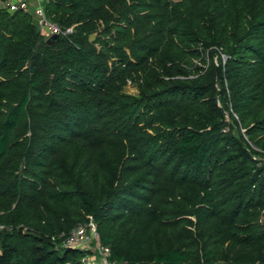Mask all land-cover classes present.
I'll use <instances>...</instances> for the list:
<instances>
[{
    "label": "trees",
    "instance_id": "trees-1",
    "mask_svg": "<svg viewBox=\"0 0 264 264\" xmlns=\"http://www.w3.org/2000/svg\"><path fill=\"white\" fill-rule=\"evenodd\" d=\"M41 4L57 41L0 5V264H88L91 220L118 264H264V0Z\"/></svg>",
    "mask_w": 264,
    "mask_h": 264
},
{
    "label": "built area",
    "instance_id": "built-area-1",
    "mask_svg": "<svg viewBox=\"0 0 264 264\" xmlns=\"http://www.w3.org/2000/svg\"><path fill=\"white\" fill-rule=\"evenodd\" d=\"M5 2L6 6H9L12 10L18 9L19 7L28 8L26 0L22 2H19V0H6ZM36 14L42 31L46 29L48 36L60 34L61 30L59 26L47 19L40 1L36 7ZM61 236L64 238V246L78 248L88 252L82 259L85 263L118 264L111 260V249L101 242L97 225L93 220L79 224L68 235L62 234Z\"/></svg>",
    "mask_w": 264,
    "mask_h": 264
},
{
    "label": "rangeland",
    "instance_id": "rangeland-1",
    "mask_svg": "<svg viewBox=\"0 0 264 264\" xmlns=\"http://www.w3.org/2000/svg\"><path fill=\"white\" fill-rule=\"evenodd\" d=\"M24 0H19V2H22ZM41 2L42 0H26V4H27V9L30 10L31 13H33L34 18L36 19V23L39 25V29L42 31L41 29V25L39 23V20L37 18V14H36V7L38 6V2ZM0 5H6V2H1ZM43 33L48 36V31H46V29H43ZM215 61H218L217 57H215ZM126 90L132 93H137V87L133 84H130L126 87ZM264 159V156L262 157Z\"/></svg>",
    "mask_w": 264,
    "mask_h": 264
},
{
    "label": "water",
    "instance_id": "water-1",
    "mask_svg": "<svg viewBox=\"0 0 264 264\" xmlns=\"http://www.w3.org/2000/svg\"><path fill=\"white\" fill-rule=\"evenodd\" d=\"M61 38V35L60 34H52L51 36L48 37L47 41L48 42H54V41H57ZM95 38V34H92L91 35V41L94 40Z\"/></svg>",
    "mask_w": 264,
    "mask_h": 264
}]
</instances>
